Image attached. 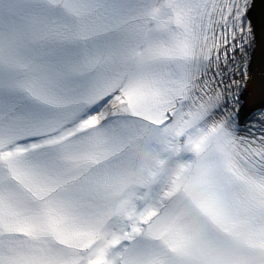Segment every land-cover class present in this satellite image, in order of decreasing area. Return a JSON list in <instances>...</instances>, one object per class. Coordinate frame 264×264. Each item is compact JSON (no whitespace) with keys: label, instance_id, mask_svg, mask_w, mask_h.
Instances as JSON below:
<instances>
[{"label":"snow or ice","instance_id":"1","mask_svg":"<svg viewBox=\"0 0 264 264\" xmlns=\"http://www.w3.org/2000/svg\"><path fill=\"white\" fill-rule=\"evenodd\" d=\"M264 0H0V264H264Z\"/></svg>","mask_w":264,"mask_h":264},{"label":"water","instance_id":"2","mask_svg":"<svg viewBox=\"0 0 264 264\" xmlns=\"http://www.w3.org/2000/svg\"><path fill=\"white\" fill-rule=\"evenodd\" d=\"M261 54L264 56V50H261ZM263 62H264V57H263ZM261 63L262 65H264V63Z\"/></svg>","mask_w":264,"mask_h":264}]
</instances>
